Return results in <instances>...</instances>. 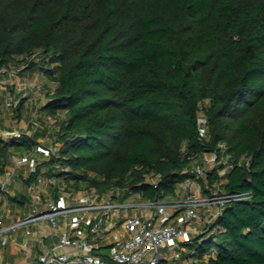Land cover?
I'll list each match as a JSON object with an SVG mask.
<instances>
[{
	"label": "trees",
	"instance_id": "16d2710c",
	"mask_svg": "<svg viewBox=\"0 0 264 264\" xmlns=\"http://www.w3.org/2000/svg\"><path fill=\"white\" fill-rule=\"evenodd\" d=\"M10 66L56 81L40 107L58 118L55 174L154 201L213 153L206 182L244 197L223 203L194 254L264 264V0H0V70ZM33 145L0 137V174L13 147Z\"/></svg>",
	"mask_w": 264,
	"mask_h": 264
},
{
	"label": "crops",
	"instance_id": "0c3cea01",
	"mask_svg": "<svg viewBox=\"0 0 264 264\" xmlns=\"http://www.w3.org/2000/svg\"><path fill=\"white\" fill-rule=\"evenodd\" d=\"M28 72L29 71H26L20 74H24L25 76ZM48 99L49 96L46 97L40 105H43ZM26 103L27 101H22L18 104L17 108L19 110L23 109ZM42 113L47 117L50 115L56 118V116L48 114L45 111H42ZM59 114H61V112ZM39 132L41 133H34L33 140H45L43 141L44 143H36L30 147H13L11 149L12 153L5 166V172L0 174V184L3 182L5 183V191H0L1 226H7L19 219L28 217L35 209H46V202L49 200L63 208L94 203L95 201L93 198L89 200V197L83 195V191L79 189H77L76 192L71 191L70 193H66L64 192L65 190H59V185L58 188H56L55 184H58L60 180L68 183L64 177H59L55 174L59 170L57 164H47L50 156L55 154L60 144L55 142L54 144L57 147H53L52 145L47 146L46 141H48L49 138L43 136V130ZM54 132V130L51 131L53 134ZM46 133L49 134L48 129L45 130V135ZM0 137L4 139V137ZM26 156L34 162L33 166L29 165L27 161L23 162L21 165L15 164L17 158ZM213 156V153L207 152L200 154L197 158L192 160L191 167H195L198 162L201 163L202 159H210L213 158ZM220 162L221 161H216L214 157L213 163L215 165ZM37 166H40L37 177L27 182L28 178H30V174ZM201 177L206 181V174ZM197 179L198 178L195 177L179 182L176 185L174 193L167 195L164 200L173 201L174 199H182L188 193L195 190L194 183L198 181ZM221 181H224V179ZM139 196L142 197L140 194H132L126 199L127 202L134 204L127 209H114L109 212L101 210L66 212L59 217L55 229L51 227L47 218L39 217L33 223L30 222L13 231L5 232L0 235L1 259L11 261L13 264H34L39 255L50 251H64L70 255L83 253L99 257L104 255L109 257L112 251V242L117 237L125 234L123 222L127 216L136 214L148 216L150 213H153L157 223H185V216L182 211L174 210L171 207L158 209L145 208L137 205L140 203H135V200H137ZM9 197L12 199H9ZM104 201L103 197L99 199V202ZM216 210L217 205L198 210V215L192 219L190 224L186 225V234L179 239L173 240L163 248L167 261L181 263L188 255L196 256L191 245L196 236L216 218ZM92 215L96 216L93 218L92 223L85 225L84 220ZM75 227H81L83 230L80 237L81 245L78 247H69L60 244L57 232L61 230H70ZM99 247L100 249H98ZM215 254L216 252L211 250L202 257L197 256L199 263L209 264L208 259L214 257Z\"/></svg>",
	"mask_w": 264,
	"mask_h": 264
},
{
	"label": "built area",
	"instance_id": "2783aa9c",
	"mask_svg": "<svg viewBox=\"0 0 264 264\" xmlns=\"http://www.w3.org/2000/svg\"><path fill=\"white\" fill-rule=\"evenodd\" d=\"M198 122L199 126L201 124L206 125V119L202 110L198 112ZM12 136L19 138L21 133L14 132ZM25 161L31 166L34 165V162L28 159L27 156L17 158L15 164L21 165ZM214 167V163L205 165L201 162L195 166V175L196 177H201ZM0 191H5L4 182L0 184ZM243 197L244 195L242 194L225 193L220 195L189 194L177 201H165L164 199L154 201L147 200L146 204L140 203L137 205L148 209L171 207L174 210H181L185 216V223H157L153 213H150L148 216H144L143 214L130 215L127 216L123 222L125 234L117 237L112 242V251L109 255V261L91 254L76 253L70 255L64 251H50L39 255L34 264H110L109 262L114 264H200L198 257L194 255H188L181 263L167 261L163 248L173 240L179 239L186 234V225L190 224L192 219L198 215L199 209L217 205V210L215 212L217 216L221 212L224 202ZM131 205L134 204L126 200L118 201L109 199L104 202H94L71 208H63L49 200L46 202V209H35L28 217L19 219L10 225L1 226L2 221L0 218V235L8 231H13L30 222L33 223L39 217L47 218L51 227L55 229L59 217L69 211L101 210L109 212L114 209H127ZM95 217V215L89 216L84 220V224H91ZM82 232L83 230L81 227H75L70 230H61L57 232V236L60 244L69 247H78L81 245L80 237ZM211 232H216V228H212ZM0 264L13 263L11 261L2 260L0 255Z\"/></svg>",
	"mask_w": 264,
	"mask_h": 264
},
{
	"label": "rangeland",
	"instance_id": "374dc122",
	"mask_svg": "<svg viewBox=\"0 0 264 264\" xmlns=\"http://www.w3.org/2000/svg\"><path fill=\"white\" fill-rule=\"evenodd\" d=\"M21 69L22 67L10 66L0 70V136L6 139L8 136L12 135V133L20 132L21 134L23 133L31 138V141L34 142L35 145L36 143H44L43 141L45 140H33L34 133H41L39 131L43 130V136L49 138V140L46 141L47 146L52 145L53 147H57L54 143L56 141L55 133L58 130V118H54L50 115L47 117L40 109V104L54 89L56 81L50 79L39 70L29 71L27 75L24 76V74H20ZM22 101H27V103L24 104L23 109L19 110L17 107ZM206 104H208V101H204L202 106ZM63 115L64 112L59 114L60 117ZM46 129L49 130V134L46 133L47 136L45 135ZM52 130L55 131L54 134L51 133ZM200 130L203 135L207 134L206 125L201 124ZM213 160L214 156L210 159L204 158L202 159V163L206 165L208 163H213ZM219 165L220 163H217L215 166L218 167ZM226 169L227 167L223 169L218 168V175H223ZM99 180H102V178L99 177ZM221 180L219 182H215L214 185H210V183L204 181L202 186L198 184V181H195L194 189L196 192L193 190L187 195H220L223 193L220 185L222 182ZM69 182L70 183H66L60 180V182L55 184V186L58 188L59 185V190H65L64 192L66 193H70L71 191L76 192L77 186L73 184L72 180ZM80 187L81 188L79 190L83 191V195L88 196L89 200L93 198L95 200L94 202L97 203L102 197L105 201L109 199L115 200V196L118 194V190L112 186H102L100 188H96L94 186H88L86 183H82ZM173 201H177V199H174ZM135 203L146 204L147 200L139 196L137 197V200H135Z\"/></svg>",
	"mask_w": 264,
	"mask_h": 264
}]
</instances>
